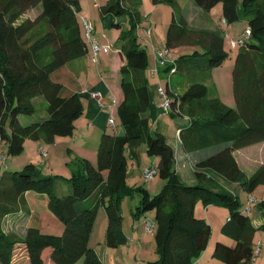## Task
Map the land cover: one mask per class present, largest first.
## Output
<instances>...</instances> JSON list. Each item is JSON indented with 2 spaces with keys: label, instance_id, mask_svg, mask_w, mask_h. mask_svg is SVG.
Here are the masks:
<instances>
[{
  "label": "trees",
  "instance_id": "trees-1",
  "mask_svg": "<svg viewBox=\"0 0 264 264\" xmlns=\"http://www.w3.org/2000/svg\"><path fill=\"white\" fill-rule=\"evenodd\" d=\"M152 1L172 10L166 50L185 43L200 47L163 66V72H171L170 83L173 77L209 73L228 60L222 34L190 29L178 0ZM190 1L205 12L220 7L226 24L243 19V31L250 30L234 58L235 108L211 95L205 82L192 81L179 94L172 92L171 84L165 90L171 109L163 114L172 121L184 120L176 122V133L179 149L192 157L194 182L187 183L180 175L181 163L162 127H150L147 51L137 37L143 15L133 0H107L100 12L114 17L112 28L120 31L115 46L125 61L119 71L122 98L116 106L121 131L107 126L99 137L96 165L86 159L77 161L68 180L42 175L31 163L20 171L0 172V264H75L80 259L82 264H103L88 245L97 209L102 204L106 213L105 245H125L128 240L122 229L120 203L134 191L126 186L127 159H137L136 150L142 143L148 155L158 158L153 169L166 181L155 196L142 187L135 190L134 218L154 213L157 259L146 264H201L210 227L194 214L198 201L228 210L221 233L235 245L216 241L212 257L224 264H254L253 238L256 232H264V218L255 225L247 205L243 207L228 186L236 183L251 193L264 184V164L246 176L232 156L234 150L264 141V0ZM80 8V0H0V142L7 144L8 155L21 154L27 140L49 145L58 138L73 137L75 122L84 116L78 94L51 79L69 62L88 55L78 19ZM30 11L37 15L20 22ZM126 17L128 20H123ZM29 191L46 197L47 208L62 224L61 234H41L33 226L24 239L4 232L6 219L18 221L28 215L17 205ZM257 208L264 211V202Z\"/></svg>",
  "mask_w": 264,
  "mask_h": 264
},
{
  "label": "rangeland",
  "instance_id": "rangeland-1",
  "mask_svg": "<svg viewBox=\"0 0 264 264\" xmlns=\"http://www.w3.org/2000/svg\"><path fill=\"white\" fill-rule=\"evenodd\" d=\"M84 1L85 0H80V3L82 4ZM82 7L83 6H81V8ZM152 8L155 9L153 4ZM163 9L164 8L162 6H159L158 9H155L153 16V11L147 10L144 6L138 7V10L143 15V19L140 24L141 27L150 29V33L154 36L152 38L154 43L157 42L155 40V36L158 37L160 47L159 50H162V52L165 54V36L169 27V23L172 19V14H168L165 23H162V21L160 20L159 22L156 20L157 25L154 28L150 26V23L152 22V19L155 18V16L160 19L164 15ZM148 13L150 15V18H148ZM216 13H219V15H216ZM36 15V11L27 12L20 18V22L27 18L33 19ZM212 17L214 18V21L218 26V24H220L219 20L221 18V14L218 11V8H214L212 10ZM123 20L127 21L128 17L124 18ZM148 21H150V23H148ZM244 27L245 21L243 19L229 23L226 26L222 24L223 30L225 32H228L231 36H234L235 39H237V36L240 37L242 35ZM139 31L144 33V29H140ZM119 34L120 31L115 28L108 29L107 32L99 33L97 35L95 31H92L91 37L95 38L96 41L98 40L97 44L104 46L105 49H102L98 53V58L94 62L90 54V43L86 40L89 52L88 55L84 58V60L86 61V70L91 71V75L93 72L97 76H99V72L101 71L104 78L109 83V91L111 97L115 98L117 96L122 97V91L119 83V71L120 67L125 64L123 53L115 46ZM82 35L86 39L84 30H82ZM144 35L145 37L143 38L139 36L137 37L139 39L140 45L147 51V66L145 70V76L148 80V92L151 103L152 91L155 92L154 98L155 104L157 106L161 105L164 102V98H162L158 92L159 87L163 90H166L169 84H171L174 90L178 87L177 92L182 93L188 86L186 85L185 87V84L190 83L192 79L195 78L203 80V82H205L207 88L209 89V92H212L213 94L218 96L225 106H227L228 108H235V101L233 98L232 72L234 68V58L237 48L230 49L227 43V41L233 39L230 38L226 41L225 51L228 53L229 58L227 61L223 62L222 65L213 68L209 73L197 72L183 78L173 77L171 83L168 84V78L171 77V72L170 74L168 72H163L165 69L163 65L157 66L154 58V50L152 49V44L149 43V41H147L148 43H143L144 40L148 39V35L146 33H144ZM194 38L195 37L192 36V39ZM195 50H200L198 44H180L172 48L169 51L168 56L170 58V61L172 62L173 60L181 59L182 56L192 54ZM156 69H158V71ZM151 71H156L154 77L150 76ZM56 73L58 74H55L53 77H51L53 80L61 78L63 72L60 71ZM175 85L178 86L175 87ZM154 108L156 109V107L151 104L149 116L150 127L152 129L157 126L155 125L153 120ZM111 112L112 119L115 122L114 129L116 132H120L121 127L117 117L116 108L114 107ZM176 122L184 123V120L183 118H177L176 121H172L163 116L160 118L159 123L163 129L165 138L172 146H176L177 144V133L175 126ZM7 131L9 132L8 127ZM98 133L99 131L97 132V134ZM97 134H94V131L90 132L84 140L82 137L78 136V133L75 132L74 128L73 137L58 138L52 144H45V149L48 153L47 157L39 155L40 153L38 154L36 148L37 144L33 146V141L31 140H27L24 143V150L21 154L14 156L8 155L7 144L5 142H0V172L5 169L11 171H20L24 168L25 165L31 163L39 170L42 175L59 176L63 179L68 180L72 176V172L76 167L77 161L86 159L92 165H96V153L99 144L98 138L100 137V135L98 137ZM260 145H263L260 147V149H262L263 151L261 153L264 154V141L249 145L246 148H253L254 146H257L253 148L254 150L252 151V155H256L258 157L260 152H258L256 149ZM136 154L137 159H131L127 154L128 159L126 186L129 188H133L134 191L131 194L122 197L120 203L122 213V229L127 235V243L116 248H108L105 245L107 218L102 204H99L98 206L96 218L93 222L92 229L89 234L88 245L98 252L101 260H103V264H146L149 261H154L157 259V255L155 254L153 230L151 232H148L146 230L148 225H151L154 229V213L148 212L145 214V216H142L134 221L131 210H133V212L135 211L138 201V194L135 191L137 188L142 187L151 196H155L162 190L166 181L161 179L157 173L149 178L145 177L144 173L148 169L156 168L158 158L148 155V153L146 152V145L144 143H142L137 148ZM242 155L244 156V154ZM251 172L252 171H246V174L249 175L251 174ZM104 174L106 175V173ZM228 187L229 190H232L233 193L237 194L239 201L243 204V207L246 205L248 207V198L254 199V202L250 205V210L248 212L252 221L256 223L259 220L258 218L260 216H263L262 218H264V211H260L257 208V204L259 202H264V184L257 186L251 193L244 192L236 183L229 184ZM17 206L22 213L28 215L26 217L24 216L22 220L18 221H16L15 219H6L3 223V230L5 233L12 234L14 237L20 239H24L28 230L27 225L31 224L35 226L41 234H61L62 224L57 219V217H55V215L52 214V212L47 208V199L45 196L37 194L33 191L26 192L24 202L19 203ZM194 214L198 218H204L210 227L208 245L206 249L202 251V255L200 257L201 264H224L221 260L212 257V251L216 241L219 240V242H222L224 244H230V247H233L235 245V242L232 238L221 233V227L228 219L227 208L222 205L214 204L205 206L201 201H198L194 206ZM253 244L255 253L254 264H264V232H256L253 238ZM82 263L83 259H80L75 264ZM25 264H29V261Z\"/></svg>",
  "mask_w": 264,
  "mask_h": 264
},
{
  "label": "crops",
  "instance_id": "crops-1",
  "mask_svg": "<svg viewBox=\"0 0 264 264\" xmlns=\"http://www.w3.org/2000/svg\"><path fill=\"white\" fill-rule=\"evenodd\" d=\"M107 0H85L78 12V19L81 23L82 19L87 20L91 25L93 30L95 31L96 35L99 33H105L108 31V29L112 28L113 22H114V17L111 15H102L100 12V7L105 5ZM133 3L135 5V8L138 10V7L144 6L147 10L153 11V16H154V11L155 9H158L159 6H162L164 15L159 19L157 16L152 19V22L148 21L150 23V26L153 28L157 25V21L159 22L162 21V23H165V20L168 17V14H172V10L170 7L163 5V4H154L152 0H133ZM151 4V5H150ZM152 4L155 7L152 8ZM178 5H179V10L185 17V20L187 22V25L190 29L195 30V31H214L222 34L225 37V42L227 39H235L234 36H231L228 32H225L222 28V24L226 26L227 24H224L222 22V16L220 18V24L215 23L214 18L212 17V9L209 12L202 11L192 5L190 0H178ZM217 8V7H215ZM218 11L221 14L220 9L218 8ZM150 13V12H149ZM148 13V18H150V15ZM152 15V14H151ZM216 15H219V13ZM172 17V15H171ZM156 22H155V21ZM141 27V26H140ZM228 27V26H227ZM141 29H147V28H142ZM140 30V29H139ZM138 30L137 36L139 37H145L144 33L140 32ZM226 33V34H225ZM105 37V36H104ZM154 36L150 33V36H148V39L144 40L143 43H149L152 44V49L155 51L158 49L159 50V40L158 37L155 36V40L157 41L156 43L153 42ZM238 37V36H237ZM93 38V37H92ZM94 41L97 43L98 40L96 41L95 38H93ZM165 43V42H164ZM100 45V44H99ZM90 54H91V44H90ZM109 55V54H107ZM106 55V56H107ZM90 57V55H89ZM85 58V57H84ZM84 58L77 59L74 61L69 62L66 64L64 67L61 69L57 70L56 72H63L61 75V78H57V80H53L54 82L61 83L64 85L69 91L75 92L78 94L79 98L81 99L83 106H84V116L80 118L79 120L81 121H76L75 122V132L78 133L79 137H82L84 140L86 139L88 133L93 132L94 134L99 131L97 134L98 137L101 134L103 130L107 128V121L108 117L112 114L111 110L114 108L112 106L113 100H115L116 106L118 103L121 101V96L111 97L110 95V86L107 80L104 78L103 74L101 71L99 72V76H97L95 73L91 71L86 70V61ZM54 72L51 77H53L55 74H58ZM192 81H199L203 83V80L201 79H192ZM191 81V82H192ZM189 83L185 84L188 85ZM178 85H175L177 87ZM173 93L179 94L177 92V88H172V85L170 87ZM92 92L96 91L101 94V98L99 100L91 98L89 93H85L84 91ZM152 105L156 107L154 108L153 111V120L155 125H160V118L164 116L163 112L160 110L159 106L155 104V92L152 91ZM211 95H215L211 92ZM220 99V98H219ZM150 104V107H151ZM115 106V108H116ZM99 139V138H98ZM57 140V139H56ZM55 140V141H56ZM60 140V139H59ZM54 141V142H55ZM168 142V141H167ZM33 146H36L38 154L40 153V150L43 151L44 153L47 154V150L45 149V144L39 141H33L32 142ZM168 144L175 150L176 152V158L177 162L181 163V166L179 167V172L180 175L182 176L184 181H187L189 183L194 182V175L192 170L190 169V163L192 162V157L186 155L179 149V138L177 136V144L176 146H172L169 142ZM263 145L258 146L256 149L259 153V156L257 157L256 155H252V151L254 150L253 148L257 147L254 146L253 148H241L238 150H234L232 152V156L236 161V164L238 168L246 175V176H251L254 174L263 164H264V154L261 153L263 152L260 147ZM248 147V146H247ZM245 152V153H242ZM244 154V156L242 155ZM39 155H42L41 153ZM46 156V157H47ZM242 157V159H241ZM259 158V159H257ZM246 171H252L251 174H246ZM132 215H133V210H131ZM263 216H260L258 221L253 223L255 225H258L260 221H262ZM133 220H137L134 218L133 215ZM28 228L32 227L33 225H27ZM35 227V226H33ZM36 228V227H35ZM124 231V230H123ZM125 232V231H124ZM126 234V233H125ZM128 239V238H127ZM94 249V248H93ZM95 250V249H94ZM96 251V250H95ZM97 252V251H96ZM98 254V252H97ZM99 255V254H98Z\"/></svg>",
  "mask_w": 264,
  "mask_h": 264
},
{
  "label": "built area",
  "instance_id": "built-area-1",
  "mask_svg": "<svg viewBox=\"0 0 264 264\" xmlns=\"http://www.w3.org/2000/svg\"><path fill=\"white\" fill-rule=\"evenodd\" d=\"M222 22L224 24H226V22H225L224 19H222ZM81 25H82L83 30L85 31L86 40L91 44V58L95 62L97 60V58H98V53L102 49H105V47L97 44L94 41V39L91 37V33H92L93 28H92V25L87 20L82 19ZM144 33H146L149 36L150 35V29H148V28L147 29H144ZM249 36H250V30L247 28V29H245L243 31L242 35L239 38L233 39V40H229V41H227V43H228L230 49H236V48L240 47L243 44L244 40L247 39ZM168 55H169V51L168 50H166V53L165 54L162 51L155 50L154 51V58H155V62L157 64V66H159V65H163L164 66L166 64H172L173 61L172 62L170 61V58H169ZM155 73H156V71H151L150 72V76L151 77H154L155 76ZM169 83H170V78H168V84ZM84 92L85 93H89V95L93 99L99 100L101 98V94L99 92H96V91L88 92L86 90ZM158 92H159L160 96L162 98H164V102L161 105H159V108H160V110L163 113H166V112H168L171 109L170 108V103H169V100H168L167 93H166L165 90H163L160 87L158 88ZM112 106L113 107L116 106L115 100H113ZM107 125L109 127H111V128H114L115 127V122L113 121L111 115L108 117ZM40 153L42 154L43 157H46L47 156V154L44 153L41 150H40ZM155 173H156V170L150 168L144 174H145V177L146 178H149L152 175H154ZM253 202H254V199L253 198H248V208H247L248 211L250 210V205ZM146 230L148 232H151L153 230V227L151 225H148L147 228H146Z\"/></svg>",
  "mask_w": 264,
  "mask_h": 264
}]
</instances>
